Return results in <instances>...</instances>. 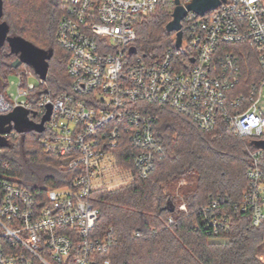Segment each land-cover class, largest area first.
Wrapping results in <instances>:
<instances>
[{
	"label": "built area",
	"instance_id": "2783aa9c",
	"mask_svg": "<svg viewBox=\"0 0 264 264\" xmlns=\"http://www.w3.org/2000/svg\"><path fill=\"white\" fill-rule=\"evenodd\" d=\"M175 1L60 0L55 39L69 55L68 90L52 95L31 67L6 78L0 116L21 110L39 124L49 107L43 131L35 132L42 152L78 172L68 185L47 188L42 198L1 177L0 264H109L103 257L112 230L93 235L99 212L92 194L119 170L129 181L150 175L163 153L154 105L185 115L202 131L221 122L251 140L247 185L231 211L248 214L254 227L264 223V148L255 144L264 141V0H219L203 16L188 12L179 48L174 37L172 48L156 59L136 55L137 19L165 7L172 13ZM241 44L253 48L262 74L251 84L229 50ZM30 76L38 86L28 84ZM218 208L213 203L202 209L213 211L202 220L214 234L228 222ZM178 210L185 213V204Z\"/></svg>",
	"mask_w": 264,
	"mask_h": 264
},
{
	"label": "trees",
	"instance_id": "16d2710c",
	"mask_svg": "<svg viewBox=\"0 0 264 264\" xmlns=\"http://www.w3.org/2000/svg\"><path fill=\"white\" fill-rule=\"evenodd\" d=\"M59 5L60 0H0L8 35L49 55L45 87L54 96L68 90L70 82L69 55L55 39ZM170 21V7L139 17L135 54L156 59L171 49L174 33L165 30ZM229 50L239 57L245 83L262 78L253 48L241 44ZM17 59L7 44L0 50V91L10 74L30 68L21 64L13 69ZM151 109L158 119L155 136L163 153L155 158L150 175L118 190L92 194L99 212L93 235L101 237L112 230V245L103 258L109 264H264V223L254 227L248 214L231 211L247 185L251 140L236 136L221 122L207 132L166 106ZM0 140L5 143L0 147V179H14L40 198L47 188L68 185L78 172L62 169L64 159L43 154L34 131L12 130ZM180 179L193 180L194 186L179 200L168 190ZM180 203L185 204V213L178 210ZM213 203L228 216L216 234L202 220L213 213L204 214L202 209Z\"/></svg>",
	"mask_w": 264,
	"mask_h": 264
},
{
	"label": "water",
	"instance_id": "95a60500",
	"mask_svg": "<svg viewBox=\"0 0 264 264\" xmlns=\"http://www.w3.org/2000/svg\"><path fill=\"white\" fill-rule=\"evenodd\" d=\"M225 2V0H222ZM220 4L219 0H192L185 8L178 5V0L175 1L176 7L171 13V21L166 25L167 33H174V47H180L182 41V21L188 12H193L198 16H203L208 10L215 9ZM8 45L10 53L18 55V59L12 65L13 69L18 68L21 64L30 66L34 73L45 81L48 73V64L46 60L49 55L27 41L10 37L8 35L7 26L1 22V7H0V50ZM50 108L48 107L47 114L42 118L39 124H34L27 119V112L16 110L13 113L0 116V135L9 134L12 130L20 133L34 131L40 133L43 131L44 122L49 118ZM11 124L14 127H11ZM256 146L264 148V141L255 143ZM4 141L0 140V147L4 146Z\"/></svg>",
	"mask_w": 264,
	"mask_h": 264
},
{
	"label": "rangeland",
	"instance_id": "374dc122",
	"mask_svg": "<svg viewBox=\"0 0 264 264\" xmlns=\"http://www.w3.org/2000/svg\"><path fill=\"white\" fill-rule=\"evenodd\" d=\"M10 80H16V78L10 77ZM28 84H33L35 86H38V81L35 77L30 76L27 80ZM11 127H14L13 124H11ZM109 183L107 184L106 187L97 190L98 191H114L118 190L119 188H124L127 185L131 184L133 181H129L125 178V174L122 170L117 171L113 176H111L108 179ZM33 183V182H32ZM194 186V181L193 180H186V179H180L173 187L169 188L168 192H170L173 196L178 198L179 200L181 199V195L183 193Z\"/></svg>",
	"mask_w": 264,
	"mask_h": 264
}]
</instances>
